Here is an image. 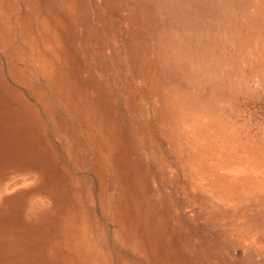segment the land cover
<instances>
[{
  "label": "rangeland",
  "instance_id": "rangeland-1",
  "mask_svg": "<svg viewBox=\"0 0 264 264\" xmlns=\"http://www.w3.org/2000/svg\"><path fill=\"white\" fill-rule=\"evenodd\" d=\"M263 48L264 0H0V264H264Z\"/></svg>",
  "mask_w": 264,
  "mask_h": 264
},
{
  "label": "bare ground",
  "instance_id": "bare-ground-1",
  "mask_svg": "<svg viewBox=\"0 0 264 264\" xmlns=\"http://www.w3.org/2000/svg\"><path fill=\"white\" fill-rule=\"evenodd\" d=\"M253 50H258V49H253ZM259 51V50H258ZM262 52L263 53H260L259 52V54H260V58L261 59H263L264 60V48L262 49ZM257 56V55H256ZM199 75V74H198ZM234 113V112H233ZM233 113H231L232 115H233ZM239 117V116H238ZM233 118V117H232ZM238 119V118H237ZM206 121V120H205ZM196 123H197V121H196ZM244 127V126H243ZM184 135V134H183ZM191 141V140H190ZM262 145H264V144H262ZM262 148H263V146H262ZM210 154V153H209ZM210 156V155H209ZM216 156V155H215ZM241 156V155H240ZM211 157V156H210ZM242 158V157H241ZM261 163H264V155H262L261 156V158H260V160H259ZM194 162V161H193ZM198 165V164H197ZM200 166V165H199ZM200 168V167H199ZM194 169V168H193ZM193 169H191V170H193ZM196 169V168H195ZM201 169V168H200ZM214 172H216V171H214ZM219 173V172H218ZM226 173V172H225ZM229 175V174H228ZM210 176V175H209ZM198 178H200V177H198ZM199 181V180H198ZM206 183V182H205ZM205 187V186H204ZM208 188V187H207ZM210 188V187H209ZM206 190V189H205ZM208 192V191H207ZM210 193V192H209ZM222 194V193H221ZM213 195V194H212ZM222 195H224V194H222ZM227 196V195H226Z\"/></svg>",
  "mask_w": 264,
  "mask_h": 264
}]
</instances>
